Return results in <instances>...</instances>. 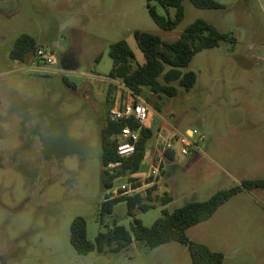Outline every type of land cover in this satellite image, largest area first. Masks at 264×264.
<instances>
[{"label": "rangeland", "instance_id": "1", "mask_svg": "<svg viewBox=\"0 0 264 264\" xmlns=\"http://www.w3.org/2000/svg\"><path fill=\"white\" fill-rule=\"evenodd\" d=\"M214 1L223 8L203 10L185 1L183 21L163 31L147 0H0V256L7 264H192L188 248L175 242L155 249L134 243L119 254L85 256L70 243L77 217L85 219L92 242L112 226L108 217L101 224L99 214L106 194L101 135L110 84L115 102L134 98L108 78L109 50L125 40L133 68L144 64L136 30L173 42L203 19L232 36L198 52L183 70L197 76L189 91L178 82L172 83L173 97L142 88L145 127L152 132L142 168L157 164L167 142L173 141L175 158L164 159L155 192L168 193L172 202L136 211L134 218L151 226L164 209L207 201L244 180H264V0ZM156 7L164 18L175 16V9ZM23 34L53 50L55 63L12 60ZM64 55L71 58L64 66L74 71L62 74ZM173 135L187 137L198 150L181 155ZM113 218L130 229L133 218L124 202ZM187 234L222 253L223 264H264V189L242 191Z\"/></svg>", "mask_w": 264, "mask_h": 264}, {"label": "trees", "instance_id": "2", "mask_svg": "<svg viewBox=\"0 0 264 264\" xmlns=\"http://www.w3.org/2000/svg\"><path fill=\"white\" fill-rule=\"evenodd\" d=\"M185 1H190L196 8L203 10L223 8L214 0H147V8L151 18L161 30L171 31L184 19ZM156 4L166 11L175 9V16L173 18L160 16ZM231 36V33L221 32L203 19L194 21L180 38L173 42H167L149 32L136 30L134 38L144 56V64L136 69L133 68V52L127 42L121 40L110 45L109 57L112 60V68L108 78L112 82H118L124 90L136 96H140L143 87H148L153 94L176 96L177 90L172 83L178 82L186 91L192 89L196 83L197 76L193 71L183 72L189 67L194 56L202 50L218 47L221 40L230 39ZM40 48L42 47L32 36L23 34L16 39L10 56L17 62H33ZM159 77H162V82L158 80ZM63 80L67 86H71L66 77H63ZM115 88L116 86L111 83L107 94L108 108L115 102ZM103 124L102 186L106 190L119 180L131 179L141 170L142 163L147 157V141L151 138L152 132L144 127L135 154L130 158L121 159L117 154L118 136L126 125L133 126V122L123 120L112 123L108 120L107 111ZM165 157L172 161L175 152L166 151ZM110 165L114 167L111 168ZM256 188L264 189V180H244L240 185L217 191L207 201L189 202L173 212L164 209L162 216L151 226H144L134 218L136 211H148L155 208L158 203L164 206L172 202V197L168 193L156 195L157 186H154L145 194L118 197L102 202L99 208L100 222L104 224V219L108 217L112 226L105 232L99 233L94 242L88 239L85 219L75 218L71 224L70 243L79 255L85 256L94 251L101 254H119L134 243L142 244L147 249H155L175 242L188 248L192 264H223L225 257L222 253L214 252L207 246L192 241L187 231L210 219L221 206L242 191H252ZM123 202L127 206V214L133 218L130 229L118 225L113 218L114 208Z\"/></svg>", "mask_w": 264, "mask_h": 264}, {"label": "built area", "instance_id": "3", "mask_svg": "<svg viewBox=\"0 0 264 264\" xmlns=\"http://www.w3.org/2000/svg\"><path fill=\"white\" fill-rule=\"evenodd\" d=\"M34 62L43 63L45 65L54 64L55 55L53 50L48 47L38 49L35 54ZM129 93L134 98L132 102L123 104L116 101L108 108V120L110 122L115 123L123 120L133 122V126L126 125L118 136L117 154L121 159L130 158L135 154L136 145L147 119V105L145 101L141 97L133 95L131 92ZM171 139H179L180 153L183 156H188L191 151L198 150L197 144L190 141L187 137L173 135ZM173 147V141L167 142L165 146L158 151L159 158L157 164L151 165V169L147 174L141 177H135L133 175L131 179L125 178L116 182L111 188L106 189L103 202L118 197L145 194L152 187L158 186L159 177L163 169V161L167 159L165 153L166 151H173ZM110 167L113 168L114 165H110Z\"/></svg>", "mask_w": 264, "mask_h": 264}, {"label": "crops", "instance_id": "4", "mask_svg": "<svg viewBox=\"0 0 264 264\" xmlns=\"http://www.w3.org/2000/svg\"><path fill=\"white\" fill-rule=\"evenodd\" d=\"M65 56V55H64ZM15 62H17V61H15ZM55 63V62H54ZM61 65H62V68H59L58 67V71H60L62 74H65V73H67V72H69V71H74V68H66L65 66H64V62H61L60 63ZM187 133H188V135H189V131H187ZM152 150H154V151H156V149H152ZM159 153V152H158ZM147 154H148V152H147ZM155 154H156V152L154 153L153 152V159H157V157H159L158 155H157V157L155 156ZM149 155V154H148ZM156 157V158H155ZM148 171H149V169L148 170H145L144 168H141V170L137 173V174H135L134 176L135 177H141V176H143V175H145V174H147L148 173ZM122 182H124V181H122Z\"/></svg>", "mask_w": 264, "mask_h": 264}, {"label": "flooded vegetation", "instance_id": "5", "mask_svg": "<svg viewBox=\"0 0 264 264\" xmlns=\"http://www.w3.org/2000/svg\"><path fill=\"white\" fill-rule=\"evenodd\" d=\"M69 61H71V58L69 59V58L66 57V56H63V57L61 58V62L67 63V62H69ZM0 264H7V261H6L3 257H1V256H0Z\"/></svg>", "mask_w": 264, "mask_h": 264}, {"label": "water", "instance_id": "6", "mask_svg": "<svg viewBox=\"0 0 264 264\" xmlns=\"http://www.w3.org/2000/svg\"><path fill=\"white\" fill-rule=\"evenodd\" d=\"M191 131H189V133H190ZM192 133V132H191Z\"/></svg>", "mask_w": 264, "mask_h": 264}]
</instances>
